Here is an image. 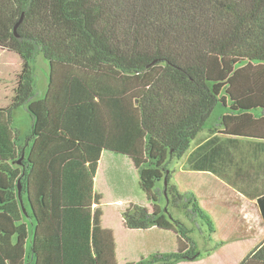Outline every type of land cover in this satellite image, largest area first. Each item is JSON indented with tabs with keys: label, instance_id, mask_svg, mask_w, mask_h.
Wrapping results in <instances>:
<instances>
[{
	"label": "trees",
	"instance_id": "trees-1",
	"mask_svg": "<svg viewBox=\"0 0 264 264\" xmlns=\"http://www.w3.org/2000/svg\"><path fill=\"white\" fill-rule=\"evenodd\" d=\"M0 50L22 62L0 108V264H119L94 187L103 154L128 159L145 198L121 212L116 232L155 228L176 242L125 264L198 259L180 216L209 241L215 226L169 166L216 107L231 110L218 119L231 135L248 134L251 110L264 115V0H0ZM20 108L31 118L22 139ZM257 205L264 226V192ZM239 264H264V239Z\"/></svg>",
	"mask_w": 264,
	"mask_h": 264
},
{
	"label": "rangeland",
	"instance_id": "rangeland-1",
	"mask_svg": "<svg viewBox=\"0 0 264 264\" xmlns=\"http://www.w3.org/2000/svg\"><path fill=\"white\" fill-rule=\"evenodd\" d=\"M21 64L22 62L18 56L0 50V108L7 107L11 102ZM33 67L36 75L37 95L42 98L47 87L48 67L42 56L37 57ZM219 113L220 108L216 107L205 126L209 127L211 123L214 122L215 124V122H218ZM14 127L20 133L21 139L29 133L31 118L24 109L20 108L14 112ZM172 164L169 167H172ZM177 186L181 192H185L179 187V184ZM94 187L101 197L102 223L107 224L108 227L110 225H112L111 227L114 226L116 255L119 264L138 262L142 258L146 259L156 253L175 251V239L167 231L152 228L133 233H129L127 230H122L119 234L115 232L116 228L121 227V211L125 210L130 204L142 206L145 203V198L139 189L137 173L128 159L118 154H103L98 165ZM230 193L232 194L231 191ZM215 194L222 198L220 210H215L214 202L215 200L219 201V197L217 195L214 196ZM207 196L210 202H214L208 206V210L204 208L205 212L212 219L213 224L215 223L216 225V221L220 223V227L216 225L217 234L215 233L214 235L215 240L209 241L204 238L206 234L204 236L200 235L192 223L180 216L183 223L194 230L190 237L195 241L197 251L200 252L201 256L195 261L181 262L179 264H239L248 252L264 239V231L260 218L256 215V208L255 206L253 207L252 202L244 201L245 204L243 203L244 206L240 209L242 210L240 214L242 225H237L238 212L226 207L232 201L233 195L231 197L224 189H215ZM162 204L163 201L161 200ZM230 206L229 204L228 207ZM250 224L254 225L255 234H251L250 231L247 233L246 226ZM249 227L252 228L251 226ZM241 228L242 231L240 232L235 230H240ZM202 229L207 231L205 226ZM235 231L237 233H234ZM219 241H223L226 244L214 250L215 244ZM27 249L29 250V244ZM212 250L213 252L210 255H205L206 252Z\"/></svg>",
	"mask_w": 264,
	"mask_h": 264
},
{
	"label": "crops",
	"instance_id": "crops-1",
	"mask_svg": "<svg viewBox=\"0 0 264 264\" xmlns=\"http://www.w3.org/2000/svg\"><path fill=\"white\" fill-rule=\"evenodd\" d=\"M230 112L231 110L225 107L220 110L219 116L225 114L230 116ZM249 113L252 114V123L241 126L249 125L246 129L247 135L227 134L223 121L220 124L213 122L211 126L204 127V130L192 141L185 155L173 162L169 169L173 172L171 183L175 186L179 184L184 191L193 190L191 192L197 195L203 209L208 210V206L213 204L214 201L210 202L207 194L215 189H224L231 197L233 195L235 198L232 197L229 203L231 206L228 207V204L226 207L238 212L237 225H242L240 209L244 206V201L252 202L264 231L257 205V196L264 192V115L261 108H255ZM233 115H236V112H233ZM229 123L232 124V120ZM217 197L219 201L214 202L215 210H220L222 198L219 195ZM216 225L220 227L219 221H216ZM216 225L214 223L217 234ZM249 226H246L247 233L250 231L251 234H255L254 225ZM235 230L240 232L242 228ZM236 231L234 233H237ZM219 242L226 244L223 241Z\"/></svg>",
	"mask_w": 264,
	"mask_h": 264
},
{
	"label": "water",
	"instance_id": "water-1",
	"mask_svg": "<svg viewBox=\"0 0 264 264\" xmlns=\"http://www.w3.org/2000/svg\"><path fill=\"white\" fill-rule=\"evenodd\" d=\"M15 30V29H14ZM23 157V156H22ZM167 175H168V173H167ZM164 185L166 186L167 185V177L164 179ZM20 190H21V188H20V185L18 186V196H19V201H20V204H21V208H22V210H23V212H24V214H25V210H24V208H23V204H22V199H21V196H20Z\"/></svg>",
	"mask_w": 264,
	"mask_h": 264
}]
</instances>
